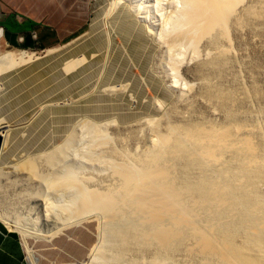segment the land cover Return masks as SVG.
<instances>
[{"label":"bare ground","instance_id":"bare-ground-1","mask_svg":"<svg viewBox=\"0 0 264 264\" xmlns=\"http://www.w3.org/2000/svg\"><path fill=\"white\" fill-rule=\"evenodd\" d=\"M121 4L148 36L170 50L189 49L192 58L205 38L211 58L197 68L204 80H220L228 72L231 28L260 18L264 30V0H110L108 14ZM2 36L0 31V42ZM34 55L0 51V77L38 58ZM182 57L180 52L170 64L175 81ZM83 58L67 61L62 69H76ZM214 85L205 86L203 94L217 99L225 111L220 125L180 120L160 128L152 119L146 153L122 158L107 146L110 138L102 125L85 122L80 139L73 133L50 152L13 166L15 173L38 182L34 208L48 227L42 234L1 214L0 221L25 236L49 237L98 217V241L87 264H264V105L255 111L261 120L250 108L243 119L230 105L233 89ZM254 92L264 101V92ZM0 129L3 149L10 128L2 119ZM82 140L80 157L65 163L71 153L78 156L73 148ZM35 159L45 161L49 171L38 174ZM97 159L107 179L82 172Z\"/></svg>","mask_w":264,"mask_h":264},{"label":"rangeland","instance_id":"rangeland-1","mask_svg":"<svg viewBox=\"0 0 264 264\" xmlns=\"http://www.w3.org/2000/svg\"><path fill=\"white\" fill-rule=\"evenodd\" d=\"M109 6L110 0H89L85 28L78 38L66 44L33 50L6 45L1 38L0 51H25L38 57L0 77V119L10 128L5 146L0 150L3 163L0 168V214L9 221L19 220L31 231L39 230L44 234L48 227L43 225L34 208L39 184L31 181L25 172L15 173L13 166H22L29 157L50 152L73 133L80 139L86 133H82L85 122L102 125L110 138L107 146L116 148L122 158H137L149 147V121L152 119L160 122V128L167 122L180 120L222 124L225 111L217 99H209L203 94L205 86L210 87L213 83L233 89L234 102L230 105L232 108L235 105L237 112L240 110L242 115L238 113L239 116L247 118L250 108L255 120L262 118L255 111L264 105V101L254 92L256 89L264 92V30L259 28L260 18L249 25L230 29L228 72L223 79L204 80L197 68L211 58L205 38L198 46L199 55L192 59L189 49L175 47L170 50L165 44L155 42L146 34L145 27L128 16L123 4L110 14ZM48 49H51L49 54ZM180 52L183 57L179 60V77L175 81L170 64ZM81 56L84 60L76 69L69 70L71 72L62 69L67 61ZM0 134H3L1 129ZM79 143L73 148L78 156L71 153L65 163L80 157L84 140ZM102 154L110 156V152ZM37 160V163L34 161L36 172L47 173L49 168L45 161ZM97 161L85 165L82 172L93 174L96 179H107V172L98 170L100 162ZM1 223L11 230L9 225ZM14 232L23 235L18 230ZM32 239L35 264H77L81 260L80 254L84 258L86 255L85 246L73 237L68 240L62 236L51 240ZM178 256V260H182L183 256Z\"/></svg>","mask_w":264,"mask_h":264},{"label":"crops","instance_id":"crops-1","mask_svg":"<svg viewBox=\"0 0 264 264\" xmlns=\"http://www.w3.org/2000/svg\"><path fill=\"white\" fill-rule=\"evenodd\" d=\"M88 13L89 0H0V31L7 45L33 50L50 48L78 38ZM99 232L100 220L90 217L49 237L34 239L75 238L85 246V258L80 254L77 262L81 264L88 262ZM16 233L0 222V264H35L33 237Z\"/></svg>","mask_w":264,"mask_h":264},{"label":"water","instance_id":"water-1","mask_svg":"<svg viewBox=\"0 0 264 264\" xmlns=\"http://www.w3.org/2000/svg\"><path fill=\"white\" fill-rule=\"evenodd\" d=\"M2 140H3V138H2V136L0 134V150H1Z\"/></svg>","mask_w":264,"mask_h":264}]
</instances>
